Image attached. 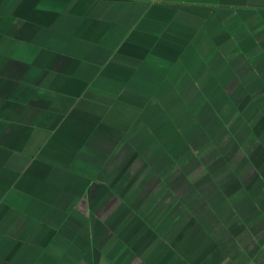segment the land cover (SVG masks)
<instances>
[{
  "label": "crops",
  "instance_id": "crops-1",
  "mask_svg": "<svg viewBox=\"0 0 264 264\" xmlns=\"http://www.w3.org/2000/svg\"><path fill=\"white\" fill-rule=\"evenodd\" d=\"M177 86L264 115V0H0V264H264V174L136 126Z\"/></svg>",
  "mask_w": 264,
  "mask_h": 264
},
{
  "label": "rangeland",
  "instance_id": "rangeland-1",
  "mask_svg": "<svg viewBox=\"0 0 264 264\" xmlns=\"http://www.w3.org/2000/svg\"><path fill=\"white\" fill-rule=\"evenodd\" d=\"M159 89L156 88L158 91ZM162 89L167 90V98L176 91L178 100L161 103L137 102L136 111L141 112V115L137 118L136 126L151 129L148 142L162 146L172 144L171 148L175 147L173 151H166L168 159L175 156L183 159L185 163L197 159L205 160L204 166L201 165L198 169L199 174L206 173L210 161L217 162L216 173L224 174L225 169H232L233 174L240 173L244 169L241 164L246 160L249 162L246 168L251 169L249 173L264 174V115H259L258 120L259 116L256 117V111L252 109L253 104L245 101L213 104L204 97L192 103L187 101L191 98L187 87ZM183 94L187 96L182 102ZM255 122L259 123L257 132L248 133ZM131 139L137 141V138ZM94 144L97 143L92 145ZM156 154L157 152L152 158ZM223 160H231L233 167L220 166L223 165ZM184 169L192 170L193 166H185Z\"/></svg>",
  "mask_w": 264,
  "mask_h": 264
}]
</instances>
